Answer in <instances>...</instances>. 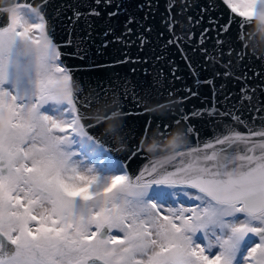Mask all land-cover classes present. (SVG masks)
Returning <instances> with one entry per match:
<instances>
[{"label": "snow or ice", "instance_id": "obj_1", "mask_svg": "<svg viewBox=\"0 0 264 264\" xmlns=\"http://www.w3.org/2000/svg\"><path fill=\"white\" fill-rule=\"evenodd\" d=\"M220 2L229 20L220 23L213 5H206L195 22L207 23L198 37L188 32L164 42L167 48L182 45L177 50L190 70L194 64L215 65L217 56L243 62L231 47L235 39H220L233 34L234 23L243 26L233 16L255 13L264 28V0ZM95 3L97 9L113 7L110 18L122 11L114 0ZM169 5L183 11L172 0ZM147 9L145 23L129 15L124 26L127 36L134 34L132 25L140 26L141 45L153 31L151 6ZM4 11L10 23L0 27V264H264V122L258 130L230 131L201 145L191 121L216 116L243 121L215 105L182 113L186 130L173 138L169 153L150 160L133 179L82 122L89 117L77 98L80 85L74 86L73 68L65 63L84 59L77 55L79 42L75 47L70 39L55 42L40 8L29 7L30 15L18 4ZM36 30L38 38L31 35ZM210 32L216 33L212 49ZM259 91L264 93V81ZM247 99L245 111L264 113ZM129 102L139 108L134 95ZM113 104L121 106L115 98ZM188 134L198 141L195 146ZM140 154L133 149L128 158Z\"/></svg>", "mask_w": 264, "mask_h": 264}, {"label": "water", "instance_id": "obj_2", "mask_svg": "<svg viewBox=\"0 0 264 264\" xmlns=\"http://www.w3.org/2000/svg\"><path fill=\"white\" fill-rule=\"evenodd\" d=\"M114 2L122 5V11L117 17L110 18L108 13L114 8L104 5L97 9L95 0H0V27L10 23L5 8L29 4L42 10L55 42L59 44L70 39L74 42L73 47L79 42L77 55L84 56V59L73 57L65 63L73 68L74 86L80 85L77 98L85 104L82 110H86L89 117L82 122L86 126L91 125L88 132L114 157L122 160L133 179L150 160L169 153L173 138L186 130L184 120L180 119L182 113L206 111L215 105L220 111H233L243 121L219 116L191 121L201 145L213 142L215 137L230 131L247 134L250 128L259 129L264 122V113L245 111L243 107L249 105L247 97L251 96L253 105L264 108V104L259 103L264 101V93L259 91L264 81V28L259 26L257 17L233 16L234 21L243 19V26L234 23L233 34L220 37L221 41L235 39L236 43L231 47L243 55V62L236 60L234 55L231 60L217 56L215 65H192L193 74L177 50L182 45L178 43L176 47L167 48L164 42L172 36L179 41L188 32L198 37L207 23L195 22L201 16L200 9L206 5H213V18L220 23L229 20L230 13L220 0H172V4L184 6L183 11L179 7L172 8L169 0ZM141 4L146 6L144 10L138 7ZM148 5L152 11L148 23L153 31L146 37L147 42L141 45L138 38L140 26H131L134 30L131 36L124 35V26L129 15H134L140 24L145 23L141 18ZM90 10L100 14L90 15ZM109 30L111 33L106 35ZM160 33L164 35L160 36ZM215 37L216 33L210 32L206 38L208 49H212ZM173 69H177L175 74ZM214 73L220 75L215 76L213 83H208L213 80ZM221 85L224 86L223 91L220 90ZM226 93L230 94L229 100L224 99ZM133 95L140 102L139 108L129 102ZM114 98L120 107L113 104ZM129 109L133 114L124 115ZM113 112L121 115L113 116ZM253 116L257 117L255 126ZM178 119L179 123H175ZM165 123L169 127L165 128ZM187 140L193 146L198 143L191 134L187 135ZM154 144L158 145L155 152L150 151ZM133 149L141 154L129 160V151Z\"/></svg>", "mask_w": 264, "mask_h": 264}, {"label": "rangeland", "instance_id": "obj_3", "mask_svg": "<svg viewBox=\"0 0 264 264\" xmlns=\"http://www.w3.org/2000/svg\"><path fill=\"white\" fill-rule=\"evenodd\" d=\"M237 2L239 3L240 2V0H237ZM20 6L22 7V9L24 10V12L26 13V14H29V7H31V6H28V5H23V4H20ZM241 10H244V9H241ZM30 15V14H29ZM252 16H256V14L254 13ZM34 17H32L31 18V20H30V22H32V21H34ZM39 30H36L34 33H32L31 35H33V37L34 38H38L39 37ZM46 107H48L49 108V114H53V115H55L56 114V112H55V107L56 106H54V105H50V106H46ZM109 154V153H108ZM110 155V154H109ZM111 156V155H110ZM112 157V156H111ZM100 159H104V157L103 156H101L100 157ZM113 160H115L114 158H112ZM117 162H119L118 160H116ZM119 163H121V162H119ZM121 165L123 166V164L121 163ZM123 167H125V166H123ZM85 174H87V173H85ZM115 231V230H114ZM200 242L201 243H204V241H203V238L201 237V240H200ZM214 251H216L215 249H213V252Z\"/></svg>", "mask_w": 264, "mask_h": 264}]
</instances>
